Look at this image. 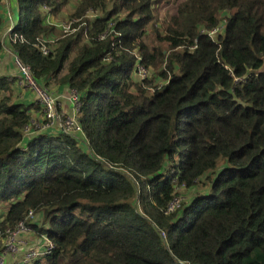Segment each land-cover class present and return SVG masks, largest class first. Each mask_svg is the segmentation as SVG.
Wrapping results in <instances>:
<instances>
[{"label":"trees","instance_id":"1","mask_svg":"<svg viewBox=\"0 0 264 264\" xmlns=\"http://www.w3.org/2000/svg\"><path fill=\"white\" fill-rule=\"evenodd\" d=\"M3 1L0 53L8 38L37 85L79 103V132L26 136L41 107L0 76V231L41 216L52 248L31 264H264V0L165 18L166 0ZM68 6L77 24L49 39ZM180 188L196 194L171 211Z\"/></svg>","mask_w":264,"mask_h":264},{"label":"rangeland","instance_id":"2","mask_svg":"<svg viewBox=\"0 0 264 264\" xmlns=\"http://www.w3.org/2000/svg\"><path fill=\"white\" fill-rule=\"evenodd\" d=\"M183 1L185 0H166L164 1V3L161 6V11H160L161 18H165L169 14L171 15L174 14L176 6ZM9 4L10 2L8 0L3 1V7L5 9H8ZM71 14H72V7L68 6L64 8L63 10H61L59 13L48 15L49 26L53 29V32L50 35L49 39L57 40L61 35H63L66 32H69L70 27L73 24H77L76 20L70 22L69 17ZM9 21H10V18L7 20V18L5 17V27H4L5 34L10 32ZM223 23L224 22H222L221 25ZM222 33H223V26H220L216 35H219ZM51 42L52 41L49 40L47 41V44L51 45L52 44ZM14 65H15V68L18 70L16 61H14ZM137 70H138L136 73L137 79H152L154 76V71L151 68H149V70L147 71L144 68L139 66ZM154 84L158 85L159 81L155 80ZM14 87H15L16 94H12V98H18L19 101H22V95L24 96L25 95L24 92H25L27 95L28 94L30 95V101L32 100V103L35 102V97H36V94L34 92L35 90H32L28 86L27 83H25L24 81L22 83H19L18 81L17 83H15ZM40 89H42L43 91H46L56 101L55 114L58 120L56 118H48V113L45 114L44 113L45 110H43V108H39L38 106L39 109L36 110L34 113H32L31 126L27 128L30 133H33V132L38 133V131L40 130L48 129L51 125H55L53 126L54 128H51V129L59 131V130L64 129L63 123L66 122L67 120L70 122H74V123L77 122L76 117L78 113L79 103L78 104L76 103L75 106H72L70 104L72 94H74L73 91L68 92L67 97H66V98L69 97L68 98L69 102H67V104H70L71 106V114H70L71 116H69L68 113H70V110H67L66 107L62 105V102L59 103L58 99L53 96V92L55 91L54 87H51L49 90L44 87L43 88L40 87ZM23 90H26V91H23ZM70 134H72V132ZM177 193L179 195L177 197V200L180 201V203L182 204L183 202L189 201L196 194V191L194 190L190 191L184 188L182 189L180 188L178 189ZM1 217H2V212H0V222L2 221ZM29 222L30 223L25 228V230L20 231L13 241H12L11 233H9L8 231H5V232L0 231V257H1L0 264H20L21 263L20 260L23 258L24 254L27 251H29V248L31 247V245L29 244L34 241L33 239L34 238L41 239V235L39 234V231L44 226L41 216H36L32 220H29ZM10 241H12V245L15 247L14 252L7 251L6 246L10 243ZM41 241H42V245L39 249L43 251V249H46L47 242L45 239H42Z\"/></svg>","mask_w":264,"mask_h":264},{"label":"built area","instance_id":"3","mask_svg":"<svg viewBox=\"0 0 264 264\" xmlns=\"http://www.w3.org/2000/svg\"><path fill=\"white\" fill-rule=\"evenodd\" d=\"M216 30L211 32L210 35L211 36H215L216 35ZM41 52L42 53H47V50L45 47H41ZM16 64H17V68L20 72V74L22 75V81H24L25 83L28 84V86L32 89L35 90V102H37L41 108H43V110H45V114L48 113V118H56L58 120V118L56 117L55 114V106H56V101L52 98V96H50V94H48L46 91H43L42 89H40V86L37 85L31 78L30 73H29V69L27 67L22 66L17 60ZM138 68V67H137ZM137 69H136V73H137ZM72 91V90H71ZM74 94H72L71 97V105L75 106V104H78V95L75 91H73ZM64 124V129H62V131H64L65 133H76L79 132L80 129L77 126V122H70V121H66L63 123ZM53 126L55 125H51L50 127L54 128ZM66 126V128H65ZM49 127V128H50ZM24 134L26 136H29L31 133L28 131V129H25ZM178 207V200L176 199L173 203L170 204L169 206V210H174V208ZM36 216H40V215H36L33 214L32 212H30L26 218V221L32 220L33 218H35ZM27 223L26 222H22L18 225L17 229L11 233L12 236V241L16 238L17 234L22 231L25 230V228L27 227ZM42 239H45L47 242V246L46 249H43V251L41 250H29L27 251L23 258L20 260V264H31L32 262L42 258L45 253H47V251L49 249L52 248V243L49 239H47L46 236L42 235L41 236ZM12 241H10V243L6 246L7 251L10 252H14L15 251V247L12 245ZM48 249V250H47Z\"/></svg>","mask_w":264,"mask_h":264},{"label":"crops","instance_id":"4","mask_svg":"<svg viewBox=\"0 0 264 264\" xmlns=\"http://www.w3.org/2000/svg\"><path fill=\"white\" fill-rule=\"evenodd\" d=\"M4 38H7L8 35H3ZM15 56L13 55L10 47H9V43H8V38L5 39V48L3 49V51L0 53V76H7V77H11V78H16L17 79V82L19 81V83H22L21 81V77L19 75V72L18 70L15 68V65H14V61H15ZM21 85V84H20ZM23 91H26V90H23ZM71 90L68 88V87H62L60 89L58 88H55V91L53 92V96L56 97L58 99V102H62V105L66 107L67 110H70V113H68L69 116H71V106L70 104H67L68 101V98L67 97V94L68 92H70ZM24 96L22 95V101L24 104H29V103H32V100L30 101V95L26 94L24 92ZM35 111H32V113H34ZM52 127L48 128V129H51ZM48 129H43V130H40L38 131L39 132H49ZM52 131L50 132H54L55 130L54 129H51ZM35 133L37 132H33L29 135V137H31L32 135H34ZM34 241L31 242L29 245H31V247L29 248V250L31 249H35V250H40L39 248L41 247L42 245V238H34L33 239ZM40 240V241H39Z\"/></svg>","mask_w":264,"mask_h":264}]
</instances>
